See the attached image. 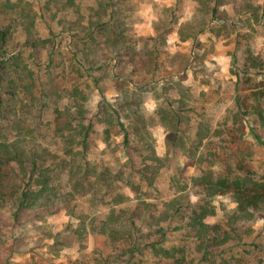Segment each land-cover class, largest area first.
<instances>
[{
	"label": "rangeland",
	"instance_id": "obj_1",
	"mask_svg": "<svg viewBox=\"0 0 264 264\" xmlns=\"http://www.w3.org/2000/svg\"><path fill=\"white\" fill-rule=\"evenodd\" d=\"M203 1L0 0V28H13L0 69V172L18 196L28 178L5 152L16 144L48 159L57 192L22 208L0 198V264H264V212L233 226L234 195L214 198L205 218L227 244L201 250L189 226L205 204L195 178L244 163L264 179L252 107L264 72L244 70L249 46L264 54V16L235 0L219 22ZM24 12L45 44H26ZM90 120L87 150L80 133L64 139ZM178 198L181 213L157 223Z\"/></svg>",
	"mask_w": 264,
	"mask_h": 264
},
{
	"label": "trees",
	"instance_id": "obj_2",
	"mask_svg": "<svg viewBox=\"0 0 264 264\" xmlns=\"http://www.w3.org/2000/svg\"><path fill=\"white\" fill-rule=\"evenodd\" d=\"M234 1L235 0H204L202 3L204 7L206 6L205 8L208 9L207 11L213 18L225 20L227 19L226 17L228 12L226 10H222L221 7L222 5H226L228 2L231 3ZM100 5L103 7L102 3ZM167 9L171 8H166V10ZM238 11L241 13L245 12L246 14H250L251 18L255 21L257 18L264 16V5H256L254 0H242V3L238 7ZM23 15L22 24L24 30L26 31V44L33 48H37L38 46L45 44L46 40H40L36 35L35 20L25 12ZM96 15L98 19L95 23L99 25L102 22L104 16L100 13H97ZM174 20L175 17L172 21ZM160 24L161 23L157 24L158 29L161 27ZM12 36V26H3L0 28V69L6 64L4 61L6 53L4 52V49L9 44ZM180 36L182 39L186 38V36H184L183 26L180 28ZM244 67L245 71L256 69V71L264 72V54H257L255 48L253 46H249L247 49ZM236 75L238 79L242 78V73L239 72L236 73ZM252 96L256 101V104L252 105L253 111L257 114L258 120L264 126V88L257 90V92H253ZM242 107L249 109V104H242ZM79 113L82 115L84 114L83 112ZM108 120L111 121L109 118ZM122 125L124 124L122 123ZM92 127V120H90L87 124H82L76 128L70 124L68 127L69 133L62 132L63 137L69 144H71L76 140V138H78L77 135L80 133L81 135L79 136L81 138H79V142H81L83 145L84 150H87V142L92 133ZM135 130L136 129H134V132ZM106 131H108V128H106ZM138 135L143 137V140H145L144 132H140ZM127 139L128 134H126V141ZM260 143L264 147V141L261 140ZM150 144L153 154H156L157 152L154 145L152 143ZM11 148L12 149H6L7 151H5L9 155L7 159L9 161L15 160L20 162L21 169L25 176L27 175L26 177L28 179L25 183V188L20 191L19 195L17 196L15 190H9L8 188V191H6L7 188L4 185L2 178L3 174L0 172V198H10L12 200L15 199L16 202L18 201L19 207L22 208L30 207L41 200H48L52 196H56L57 192L55 191L54 184L52 183V177L50 175L51 163H48V159L44 158L42 160L41 154L36 156L35 152L32 150L31 152H26L16 144H12ZM57 157V155L53 154L49 160L53 161ZM157 159L160 158L157 157ZM25 160L32 164L31 172H28L27 164L24 163ZM55 161L56 160H54L53 164ZM156 169L159 170V167H156ZM240 170H244V172L240 173ZM230 171L234 170H232L230 167L228 173L226 174H217L213 171H210L194 179L195 186L199 187L204 194L205 204L202 206V209L199 212L195 211L193 213V216L189 222V226L190 229L195 232V235H197L199 239L201 238L199 244L201 250H206L207 248L215 246H222L232 240V237L226 232L217 234L215 231L217 226H212L205 220L208 214L213 212L212 201L217 196L229 193L234 195L237 206L230 216L233 226L239 221H253L258 215L264 212V179H258L254 177L244 163L238 165V172H236L237 169L232 173H230ZM169 204L171 206L170 210L165 211L163 215L155 216L157 223L167 221L171 217L179 215L181 213V208L185 206V202L180 198L171 201ZM132 223L134 224V222ZM233 229L236 231L235 227ZM111 233L115 234L113 231ZM149 245H151L153 249H157L166 255L172 256V250L158 248V244L154 240H151Z\"/></svg>",
	"mask_w": 264,
	"mask_h": 264
},
{
	"label": "crops",
	"instance_id": "obj_3",
	"mask_svg": "<svg viewBox=\"0 0 264 264\" xmlns=\"http://www.w3.org/2000/svg\"><path fill=\"white\" fill-rule=\"evenodd\" d=\"M198 3H200V1L198 0ZM254 3L256 4V5H264V0H254ZM229 4V2L228 3H226V5H222V10L224 9V7L225 6H227ZM231 5H233V3H230ZM239 7V6H238ZM178 33L180 34V29H178Z\"/></svg>",
	"mask_w": 264,
	"mask_h": 264
},
{
	"label": "built area",
	"instance_id": "obj_4",
	"mask_svg": "<svg viewBox=\"0 0 264 264\" xmlns=\"http://www.w3.org/2000/svg\"><path fill=\"white\" fill-rule=\"evenodd\" d=\"M218 21H219V22H224L225 20H221V19H219Z\"/></svg>",
	"mask_w": 264,
	"mask_h": 264
}]
</instances>
